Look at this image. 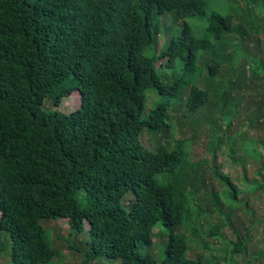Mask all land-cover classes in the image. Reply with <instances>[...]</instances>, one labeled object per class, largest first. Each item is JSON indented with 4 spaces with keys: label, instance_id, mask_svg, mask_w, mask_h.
<instances>
[{
    "label": "trees",
    "instance_id": "16d2710c",
    "mask_svg": "<svg viewBox=\"0 0 264 264\" xmlns=\"http://www.w3.org/2000/svg\"><path fill=\"white\" fill-rule=\"evenodd\" d=\"M169 12L178 19L209 17L216 38L233 30L231 17L208 16L205 0H0V231L10 236L13 264L53 258L43 219L68 220L71 235L88 223L91 259L105 256L122 264H158L142 250L153 246L159 221L172 229L192 213L199 225L203 210L195 211L196 191L187 196L156 179L181 166L180 142L155 152L141 141L145 130L168 126L171 107L163 102L143 119L147 92L174 97L176 91L159 79L158 59L146 54L157 43L159 19ZM203 44L185 24L160 59L187 55L192 70ZM220 67L215 62L211 71ZM76 91L79 109H43L46 100L60 107ZM208 101V91L194 87L190 110L199 112ZM217 135L212 139L223 140ZM215 175L237 199L232 179L221 171ZM80 190L84 209L75 196ZM130 191L127 209L123 199ZM231 221L229 215L225 224ZM220 229L214 225L208 234ZM241 229L246 234L233 229L238 240L229 243L232 254L246 256L251 228L241 223ZM189 249L184 233L171 232L160 264H203L188 256ZM263 257L259 252L253 261Z\"/></svg>",
    "mask_w": 264,
    "mask_h": 264
},
{
    "label": "rangeland",
    "instance_id": "374dc122",
    "mask_svg": "<svg viewBox=\"0 0 264 264\" xmlns=\"http://www.w3.org/2000/svg\"><path fill=\"white\" fill-rule=\"evenodd\" d=\"M205 9L208 16L215 13L223 18L231 17L232 32L216 38L209 32V17L178 19L169 12L159 19L157 43L146 54L158 59L159 79L176 91H172L174 97H163L156 90L147 92L143 119L163 102L170 101L171 107L165 129L145 130L141 136L144 146L155 152L161 146L173 150L180 142L179 150L184 153L181 166L175 173L157 174L156 179L159 184L173 185L187 196L188 193L191 196V189L196 191L195 211L200 213L202 209L203 216L197 226L190 213L189 220L172 229L159 221L153 233V246L142 252L151 253L160 264L169 235L175 232L188 237V256L201 259L203 264H264V257L253 261L259 252L264 255V188L259 187V182L264 183V0H205ZM185 24L194 39L203 42L205 47L197 51L192 70L187 65V55L174 62L169 58L160 59L168 43L180 38ZM215 62L221 63L218 72L214 71L216 74L211 71ZM194 87L209 93V101L196 113L189 107ZM80 105L81 96L76 91L60 107L46 100L43 109L68 114ZM214 132L223 140L212 139ZM216 171L226 174L238 186L237 199L232 196L230 186L215 175ZM75 196L79 206L86 208L85 191H77ZM130 198H134L132 191L123 199L127 209ZM229 215L232 226L225 224ZM42 222L50 233L54 250L53 258L45 264H122L120 259L105 256L91 259L88 223L81 234L71 235L66 219H43ZM241 223L251 228L246 256L232 254L229 243L238 240L233 229L246 234ZM214 225L220 226V233L210 236L208 231ZM0 238V264H13L10 236L0 231Z\"/></svg>",
    "mask_w": 264,
    "mask_h": 264
}]
</instances>
